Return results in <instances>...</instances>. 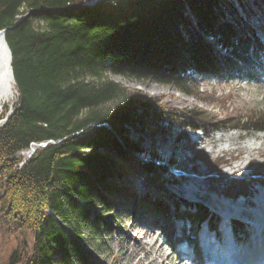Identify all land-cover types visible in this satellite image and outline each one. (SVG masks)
<instances>
[{
  "label": "trees",
  "instance_id": "1",
  "mask_svg": "<svg viewBox=\"0 0 264 264\" xmlns=\"http://www.w3.org/2000/svg\"><path fill=\"white\" fill-rule=\"evenodd\" d=\"M82 2L0 0V30L17 92L0 127V227L15 225L29 236L9 264L21 258V264H93L80 243L84 232L102 236L109 229L97 207L114 215L118 202L141 197L145 213L171 198L149 177L153 165H143L145 177L137 178L131 155L141 149L128 140V128L149 126L155 134L157 120L167 117L183 128L264 134V110L236 118L179 111L105 77L150 80L191 95L198 77L217 80L238 60L258 63L264 43L253 29L264 32V0ZM27 10L30 15L15 24ZM46 141L24 163L18 159L31 144ZM206 180L231 198L247 195L253 184Z\"/></svg>",
  "mask_w": 264,
  "mask_h": 264
},
{
  "label": "rangeland",
  "instance_id": "2",
  "mask_svg": "<svg viewBox=\"0 0 264 264\" xmlns=\"http://www.w3.org/2000/svg\"><path fill=\"white\" fill-rule=\"evenodd\" d=\"M28 13L30 12L27 10L26 14ZM34 24L39 26L40 23L35 21ZM105 77L125 87L128 92L139 94L143 100H155L158 104L164 103L179 111L197 110L216 118L225 116L236 118L250 112L264 110V85L246 79L237 78L219 84L198 78L196 79L197 87L192 90L193 94L187 95L177 91L172 85L157 84L150 80L139 81L109 72H106ZM16 104L17 95L13 100L0 104V115L3 114L0 122ZM156 124L158 132L155 134L150 131L149 126H135L127 130L128 140L139 143L142 150L131 155L132 161L138 168L137 178L145 177L142 166L150 163L154 168L153 173L148 174L149 177L158 179L166 189L179 193V189L191 188L202 194L203 199H214L216 196L213 195L217 192L211 190L207 184V177L227 180L240 176L244 177L243 179L253 180V184L259 182L264 185V134L262 132L245 133L230 127L212 132L206 140L207 137L199 139V129L193 131L183 128L178 122H172L167 117L157 120ZM230 124L232 121L229 122ZM183 135L189 138L188 142L196 140L198 144H193L192 149H189L188 142L182 138ZM203 140L207 143L204 144ZM198 153L204 154L205 158L202 161H195V154ZM216 158L219 162L216 168H212ZM18 159L24 160L19 157ZM159 163L165 165L166 171L158 168ZM177 170L180 171L177 174L185 173V177L188 178L184 186L169 185V174ZM262 185H254L255 200L257 195L259 196L258 192H261L260 194L264 192ZM115 206L114 215L104 212L100 207L95 209V213L109 228L102 236H89L86 232L83 233L80 246L93 264H175L172 255H169L168 259L165 257L169 249L168 244L161 246L162 253L157 250L163 238L154 235L155 229L152 231L153 234L150 229L138 224L139 220L133 212L135 204L130 206L126 205V201H120ZM15 227V225L11 228L0 227V264H9V258L15 248L20 242L21 245L24 242V238L23 241L21 238L26 236L27 239L28 235L21 234ZM242 232L245 235L247 229L244 228ZM149 238L151 240L147 243ZM28 248L27 245L26 249ZM21 260L22 258L20 264Z\"/></svg>",
  "mask_w": 264,
  "mask_h": 264
},
{
  "label": "bare ground",
  "instance_id": "3",
  "mask_svg": "<svg viewBox=\"0 0 264 264\" xmlns=\"http://www.w3.org/2000/svg\"><path fill=\"white\" fill-rule=\"evenodd\" d=\"M16 95H17L16 87H15L14 80H13L12 74H11L9 52L6 48L5 41H4V39L0 33V104L13 100L16 97ZM0 125H1V122H0ZM36 148H39V147L37 146L36 143H33V144H31L30 148L18 153L17 157L25 159V158L31 156L34 153V151L36 150ZM178 192L180 194H183V195H192V197H194V198L203 199L202 194H199V192H197L191 188L179 189ZM258 198L264 204V194H259ZM209 200L212 201V204H214V205L221 203L220 199L216 198V197L214 199H209ZM240 206H242L241 202L237 207H235L233 209H228V210L232 213H237V214L242 215V216H245L247 214L249 216L248 218L251 220L253 219L254 221L260 220V218H258L257 213L245 212V211H243V209ZM150 240H151V238H149L147 243H149ZM258 241H259L260 245L264 244V238L263 237L258 238ZM161 246L162 245H159L157 248V250H159L160 252H161ZM163 259H164V257L162 258V260ZM161 261H159V262H161Z\"/></svg>",
  "mask_w": 264,
  "mask_h": 264
},
{
  "label": "water",
  "instance_id": "4",
  "mask_svg": "<svg viewBox=\"0 0 264 264\" xmlns=\"http://www.w3.org/2000/svg\"><path fill=\"white\" fill-rule=\"evenodd\" d=\"M98 0H89V1H85V2H82V5L83 6H91V5H93L95 2H97ZM30 15V13H28V14H24L23 16H20L19 18H18V20L15 22V24L16 23H19V22H21V21H23L25 18H27L28 16ZM0 33H1V35H2V37H3V39H4V30H0ZM5 45H6V43H5ZM6 48H7V50H8V52H9V49H8V47H7V45H6ZM9 59L11 60V55H10V52H9ZM12 74V73H11ZM12 111L13 110H11V112L1 121V125H0V127L5 123V121L7 120V118L12 114ZM49 142H51V141H46V142H40V143H36L37 144V146L38 147H42V146H44L45 144H47V143H49ZM30 157V156H29ZM29 157H27V158H25L24 160H23V163L29 158Z\"/></svg>",
  "mask_w": 264,
  "mask_h": 264
}]
</instances>
